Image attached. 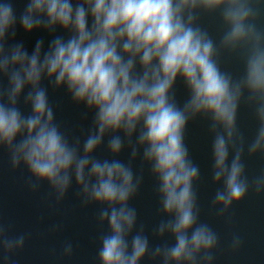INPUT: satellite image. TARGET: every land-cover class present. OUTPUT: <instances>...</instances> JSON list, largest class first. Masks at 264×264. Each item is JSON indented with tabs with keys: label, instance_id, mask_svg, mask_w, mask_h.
<instances>
[{
	"label": "clouds",
	"instance_id": "1",
	"mask_svg": "<svg viewBox=\"0 0 264 264\" xmlns=\"http://www.w3.org/2000/svg\"><path fill=\"white\" fill-rule=\"evenodd\" d=\"M216 15L218 39L201 22ZM17 27L51 39L47 47L37 39L29 52L16 40ZM224 54L239 57V75L222 66ZM178 81L187 91L182 104ZM49 89H63L85 117L92 114L80 136L69 138L62 130ZM242 103L258 122L247 153L264 156V0H26L19 16L11 0L0 2V149L7 150L13 170L27 169L31 191L47 183L59 204L74 181L81 204L99 206L97 222L107 232L99 237L98 264H142L145 258L215 264L220 238L200 220L194 188L200 168L185 134L190 121H209L212 180L222 184L212 207L225 217L250 191L264 195V172L251 180L246 175L245 138L237 127ZM102 147L110 159L96 158ZM125 149L127 163L118 158ZM138 158L156 179L168 217L152 235H168L174 243L153 246L144 225L137 226L131 201L144 180L133 169ZM8 232L0 223L5 261L27 239ZM242 244L234 234L231 250ZM62 255H73L71 242Z\"/></svg>",
	"mask_w": 264,
	"mask_h": 264
},
{
	"label": "water",
	"instance_id": "2",
	"mask_svg": "<svg viewBox=\"0 0 264 264\" xmlns=\"http://www.w3.org/2000/svg\"><path fill=\"white\" fill-rule=\"evenodd\" d=\"M11 3L19 16L26 0H11ZM201 22L215 38H219L222 24L218 15L204 16ZM57 34L66 35L61 32ZM40 38L44 39L47 47V42L51 39L47 33L38 31L26 34L17 27L16 40L23 41L29 52ZM221 59L226 70L236 75L242 72L243 65L238 56L224 54ZM2 83L6 85V80ZM176 96L181 104L187 98V91L181 81L177 82ZM49 99L55 108L57 122L69 138L80 136L87 130L92 114L89 113L85 117L83 106L73 104L63 89H49ZM20 107L25 114L30 112V108L25 107L22 101ZM237 127L245 138L243 162L246 175L251 180L264 172V156H249L247 153V143L254 139L258 122L252 109L243 103L238 112ZM212 139L206 118L201 117L189 122L185 143L193 162L200 168V179L194 184L201 210L200 220L208 223L220 238L219 247L214 253L215 264H264V195H256L250 191L244 200L232 206L225 217L217 215L216 209L212 207V200L222 184H215L212 180ZM95 156L98 159L111 158L106 147L97 150ZM118 158L127 163L129 151L125 149ZM133 169L136 173L142 171L144 177L139 193L131 201L138 213L137 226L144 225L145 233L153 246L174 243L168 235L163 239L152 235L153 228L160 220L168 217L162 213L157 181L151 175L149 167L145 165L141 169V161L138 158L133 163ZM29 178V173L23 166L13 170L7 150L0 149V223L9 228L10 236H27L23 250L11 255L7 261L0 251V264H98L99 237L107 232V225L97 222L99 206H83L74 181L64 200L57 204L47 183H42L39 189L33 192L27 186ZM229 217L231 222H228ZM55 225L60 228L52 231ZM234 234L243 240L242 247L236 252L230 248ZM65 242H71L73 245V255L70 258L62 255ZM142 264L158 262L145 258Z\"/></svg>",
	"mask_w": 264,
	"mask_h": 264
}]
</instances>
